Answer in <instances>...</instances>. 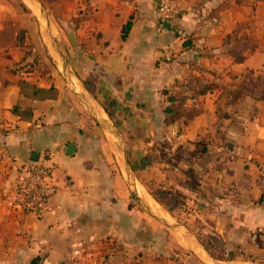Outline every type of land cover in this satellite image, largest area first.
<instances>
[{"label": "crops", "instance_id": "1", "mask_svg": "<svg viewBox=\"0 0 264 264\" xmlns=\"http://www.w3.org/2000/svg\"><path fill=\"white\" fill-rule=\"evenodd\" d=\"M156 1L62 0L42 78L15 73L24 54L0 49V264L108 246L122 264L263 263L264 0H187L169 30ZM196 79L213 90L193 100ZM44 153L52 212L9 209L16 168Z\"/></svg>", "mask_w": 264, "mask_h": 264}, {"label": "rangeland", "instance_id": "2", "mask_svg": "<svg viewBox=\"0 0 264 264\" xmlns=\"http://www.w3.org/2000/svg\"><path fill=\"white\" fill-rule=\"evenodd\" d=\"M34 1L39 6V14H34L25 0H0V49L16 47L23 54H30L33 52V55H35L40 52V54L43 55V49L45 48L44 43L49 42L47 37L50 35L49 31H56V26H53V23H56L55 20L58 16L68 12V10L65 7L66 4L62 3V0ZM32 49L34 50L32 51ZM30 59H32V57ZM215 76L217 75L212 77ZM258 76L259 79H257L255 83L263 86L264 78L261 79L260 76L264 77V74ZM243 107L244 106L238 108V111ZM243 110L245 111L246 109H242V113ZM161 201L163 202V200ZM177 205L182 204L177 203ZM108 248L109 249L105 250V254L102 253V250L96 248H83L82 261L71 258L68 260L67 264H88L94 261L96 264H122L124 261L119 263V261L122 260L120 256L112 255V247L108 246ZM237 254L235 255L237 257L235 259H239L237 261H242L243 263L241 264H264V261H261L262 258H260V261L263 263H255L251 261L253 259H251L250 256L242 257L241 253L237 252ZM126 258L127 259H124L128 261L125 262L126 264L135 262L134 258H129L130 260L128 256Z\"/></svg>", "mask_w": 264, "mask_h": 264}, {"label": "built area", "instance_id": "3", "mask_svg": "<svg viewBox=\"0 0 264 264\" xmlns=\"http://www.w3.org/2000/svg\"><path fill=\"white\" fill-rule=\"evenodd\" d=\"M187 0H157L156 11L160 23H172L180 18ZM162 28V26H160ZM264 175V165L260 167ZM53 166L50 156L42 154L36 161L22 163L16 168L12 191L6 197L9 209L37 216L52 212V198L57 186L52 180ZM83 247H77L72 259L82 261ZM88 264H96L91 262Z\"/></svg>", "mask_w": 264, "mask_h": 264}, {"label": "trees", "instance_id": "4", "mask_svg": "<svg viewBox=\"0 0 264 264\" xmlns=\"http://www.w3.org/2000/svg\"><path fill=\"white\" fill-rule=\"evenodd\" d=\"M129 26L130 24H127L125 29L123 30V39L124 37H126V34L128 33L129 30ZM34 49H32L33 51ZM32 57V59H30ZM29 58V60H28ZM235 61L236 62H242L244 60V56L242 55H236L235 56ZM15 73H18L20 76H27V77H35L38 76L39 78L45 77L47 72H46V68L43 67V62H42V58L40 56L39 53L33 55V52H31L30 54L28 53H24L23 59L21 60L20 63H18V66L15 68ZM258 78H256L257 80ZM255 80V81H256ZM254 85H256V83H253ZM188 90L191 92V96L189 97L190 99H195L199 96H203L206 95L207 93H209L210 91L213 90L211 85H206L203 83H200L197 79L194 80L193 85L191 87L188 88ZM244 91H247V87L245 85H241L238 86L235 90L230 91L228 93V97H231V104H237L243 97H244ZM249 93V92H248ZM164 95L166 96L167 101L171 104L174 105L176 102L178 105H183L186 100L187 97H183L180 100H177L174 96L172 95H167V93H164ZM230 103H227L230 104ZM168 113L171 112L170 109L167 110ZM222 117V116H220ZM164 192H151V194L153 195L154 199L158 202L161 203V205L168 209L169 206L171 205L170 201H165L162 202L160 200V195H162ZM174 201H176V203L178 204H183L181 200H179V198L175 197L173 198ZM207 249H209L207 247ZM236 258V256L232 253H229L228 256H226L227 260H234ZM132 264H142L141 261H137L135 260L134 263Z\"/></svg>", "mask_w": 264, "mask_h": 264}, {"label": "water", "instance_id": "5", "mask_svg": "<svg viewBox=\"0 0 264 264\" xmlns=\"http://www.w3.org/2000/svg\"><path fill=\"white\" fill-rule=\"evenodd\" d=\"M162 27H163V29L169 30V29H171V24L170 23H164L162 25ZM173 29H175V28H173ZM31 158H32L33 161H36L37 160V155L36 154H33ZM38 261H39V258H34L30 262V264H38Z\"/></svg>", "mask_w": 264, "mask_h": 264}]
</instances>
